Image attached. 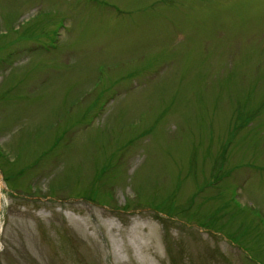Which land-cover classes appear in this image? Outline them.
Returning a JSON list of instances; mask_svg holds the SVG:
<instances>
[{"label":"rangeland","instance_id":"obj_1","mask_svg":"<svg viewBox=\"0 0 264 264\" xmlns=\"http://www.w3.org/2000/svg\"><path fill=\"white\" fill-rule=\"evenodd\" d=\"M0 264H264V0H0Z\"/></svg>","mask_w":264,"mask_h":264},{"label":"bare ground","instance_id":"obj_2","mask_svg":"<svg viewBox=\"0 0 264 264\" xmlns=\"http://www.w3.org/2000/svg\"><path fill=\"white\" fill-rule=\"evenodd\" d=\"M2 188H3V182L1 179V175H0V209H1V204H2V200L4 198L3 192H2ZM0 230H1V225H0Z\"/></svg>","mask_w":264,"mask_h":264}]
</instances>
